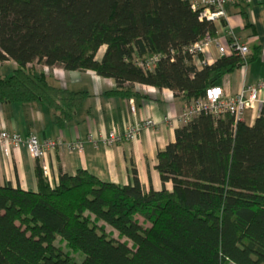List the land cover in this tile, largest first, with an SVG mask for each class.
Returning a JSON list of instances; mask_svg holds the SVG:
<instances>
[{"label": "trees", "instance_id": "1", "mask_svg": "<svg viewBox=\"0 0 264 264\" xmlns=\"http://www.w3.org/2000/svg\"><path fill=\"white\" fill-rule=\"evenodd\" d=\"M206 32L213 24L188 0H0V63L17 64L0 76V102L46 103L65 124L87 92L52 86L33 62L93 70L122 97L140 83L191 102L244 62L224 54L198 69L184 48ZM154 54L144 71L138 62ZM174 134L156 155L158 191L144 192L134 167L125 185L60 169L50 186L38 163L36 191L0 186V264H264L263 108L252 125L201 113Z\"/></svg>", "mask_w": 264, "mask_h": 264}, {"label": "crops", "instance_id": "2", "mask_svg": "<svg viewBox=\"0 0 264 264\" xmlns=\"http://www.w3.org/2000/svg\"><path fill=\"white\" fill-rule=\"evenodd\" d=\"M225 11L233 35L249 49L246 63L215 83L227 95H233L243 85L264 80V0L238 1L227 5ZM214 30L215 40L228 50V29L216 26ZM220 56L215 43L206 53L207 65ZM16 66L13 60L3 61L0 63V76H9ZM45 66L36 62L26 65L37 73H43L52 86L87 92L63 126L56 123L54 110L46 103L0 102V130L22 136L35 134L42 140L83 141L80 152L58 147L46 153L44 181L54 186L60 169L68 174L84 169L101 181L125 185L131 180V168L134 167L144 192L160 190L164 184L156 169V155L175 140V129L181 126L173 119L168 120L167 116L175 118L190 102L182 95H174L168 88L140 83L127 86L136 95L122 97L113 93L117 86L112 78L100 76L93 70H65L60 66H47L46 70ZM262 108L264 112V103ZM261 109H245L241 121L252 125ZM137 124L139 129L133 139L112 145L103 143L102 138L111 130L122 133L128 126ZM36 163L37 160L24 146L11 148L8 154L0 149V186L36 191ZM165 186L170 188L171 183L166 182Z\"/></svg>", "mask_w": 264, "mask_h": 264}, {"label": "built area", "instance_id": "3", "mask_svg": "<svg viewBox=\"0 0 264 264\" xmlns=\"http://www.w3.org/2000/svg\"><path fill=\"white\" fill-rule=\"evenodd\" d=\"M193 11L198 12L200 20L209 21L214 27L225 26L230 36L228 50L221 46L211 35L206 32L202 38L189 44L184 48L191 57V62L199 69L209 63L206 53L210 46L216 43L218 53L222 56L224 54H235L244 59L242 65L246 63V58L249 54L247 45L241 43L236 36L233 35L228 23V17L225 11L227 5L248 0H188ZM160 58L159 54H154L144 58L138 62V65L144 70H152ZM47 70V66H45ZM264 103V80L258 81L253 85H243L240 90L233 94L227 95L223 88L217 85H212L206 88L202 97L191 101L175 118L170 115L167 119H173L176 122L186 124L192 118L201 113L211 114L214 117H222L225 114H230L235 120H241L243 111L247 108L255 109L262 108ZM260 113V112H259ZM139 129V124L128 126L122 132H115L111 130L103 138L102 141L106 145H112L121 142L122 140H131L136 135ZM24 146L29 152L30 156L37 160L40 166L42 175L47 174V166L45 161L46 153L49 150L58 147H65L68 151L77 150L80 152L83 149V141H63L62 138L53 140H42L35 134L22 136L15 132H8L7 130H0V149L4 154H8L11 148Z\"/></svg>", "mask_w": 264, "mask_h": 264}, {"label": "rangeland", "instance_id": "4", "mask_svg": "<svg viewBox=\"0 0 264 264\" xmlns=\"http://www.w3.org/2000/svg\"><path fill=\"white\" fill-rule=\"evenodd\" d=\"M101 52H102V48L99 50L97 57L100 56V53H101ZM136 218H137L141 223H143L144 225H147V224H148L146 221L143 220V218H142L140 215H136ZM99 224H101V225H103V226L105 227V232H106L108 235L112 236L113 238L119 239V237H118V233H117L114 229H112L110 226L104 224L103 222H100ZM121 240H122V241H127L128 245L132 247V243H131L130 241H128L126 238H121ZM55 243H56V245H57L58 247H60L63 251L68 252L69 255H70L72 258H74V259L77 260V261H81L82 254H81L80 252H77V251H75V250L69 249V248L65 245V243H63L62 241H60V239H57ZM230 264H231V263H230Z\"/></svg>", "mask_w": 264, "mask_h": 264}]
</instances>
